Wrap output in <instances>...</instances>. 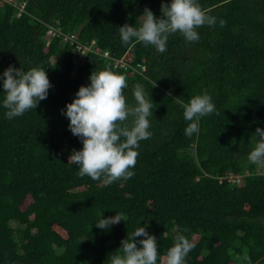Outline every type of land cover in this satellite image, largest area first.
I'll use <instances>...</instances> for the list:
<instances>
[{"label": "trees", "instance_id": "trees-1", "mask_svg": "<svg viewBox=\"0 0 264 264\" xmlns=\"http://www.w3.org/2000/svg\"><path fill=\"white\" fill-rule=\"evenodd\" d=\"M162 3L171 0H0V77L9 66H39L52 84L36 109L9 120L0 79V264H110L140 227L161 258L183 234L194 245L184 264H264V168L248 160L264 129V0H199L215 25L198 28L192 43L169 35L164 53L123 44L119 27H139L146 7L160 18ZM60 32L95 41L98 53L78 57ZM105 50L135 71L114 68ZM105 65L126 75L130 106L137 83L153 101L135 175L109 185L68 163L83 143L62 114ZM205 91L216 109L187 136L174 98L188 103ZM246 171L242 186L228 180ZM117 213L125 221L96 226Z\"/></svg>", "mask_w": 264, "mask_h": 264}, {"label": "clouds", "instance_id": "clouds-1", "mask_svg": "<svg viewBox=\"0 0 264 264\" xmlns=\"http://www.w3.org/2000/svg\"><path fill=\"white\" fill-rule=\"evenodd\" d=\"M161 13L160 18H157L146 7L139 27L127 23L119 27L122 43H143L164 53L169 35L179 32L186 42H196L199 40L198 28L214 26L216 23V18L201 6L199 0H171L170 4L162 3ZM219 23L224 27L226 21L220 20ZM111 60L114 68L119 69L115 66L114 57ZM135 67L130 68L135 71ZM0 79H3L5 94V117L9 120L36 109L40 101L48 97L52 87L47 71L39 66L27 71L22 67L9 66ZM127 87L126 75L114 71L112 65H105L102 70L91 73L90 84L82 85L73 102L66 105V112L62 110V114L70 120V131L83 143L82 150L73 149L68 160V163L78 166L80 177L88 176L109 185L135 175L131 169L137 163L139 142L152 135L149 131V117L153 115V101L148 98L149 93L143 85L137 83L133 88L135 105L130 106L124 94ZM174 99L184 109V119L190 122L185 128L187 136L198 133L200 118L212 114L216 109L212 97L206 91L193 95L188 103L180 98ZM254 135L258 139L248 154V160L264 168V129L257 128ZM246 173L249 171L237 174ZM121 220H124L122 214L117 213L113 217L100 218L96 226L107 229ZM141 236L144 239L137 241V237ZM121 243V248L111 255L110 264H157L158 259H162L163 264H184L194 247L185 235L178 234L173 246L167 250L166 258H161L157 238L149 234L145 227L136 229ZM138 244L142 247H138Z\"/></svg>", "mask_w": 264, "mask_h": 264}, {"label": "built area", "instance_id": "built-area-1", "mask_svg": "<svg viewBox=\"0 0 264 264\" xmlns=\"http://www.w3.org/2000/svg\"><path fill=\"white\" fill-rule=\"evenodd\" d=\"M23 7H24V5H22L20 8L23 9ZM48 34H49V37H52L54 35H58L56 32H54L52 27H50V29L48 30ZM60 34L62 35V39L65 42H68L75 47L74 51L78 57H85L88 52L98 53L97 50H94L92 47L95 44V41L92 42V44H91L92 46H91V45L82 43L76 34H64L61 32H60ZM102 55L106 59L112 58L109 50H105L102 53ZM115 66L120 67V68H122V67L128 68V67H131V64L125 60V57H122V58L115 60ZM140 66H141V71H145L146 66L145 65H140ZM248 174L249 173H246L245 175H248ZM245 175L230 173V174H228V180L237 186H241L244 184Z\"/></svg>", "mask_w": 264, "mask_h": 264}]
</instances>
